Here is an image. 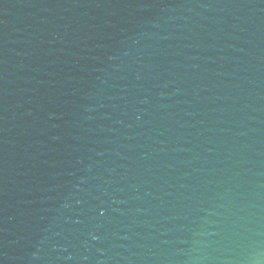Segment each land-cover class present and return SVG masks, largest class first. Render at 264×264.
Listing matches in <instances>:
<instances>
[{
  "label": "water",
  "instance_id": "95a60500",
  "mask_svg": "<svg viewBox=\"0 0 264 264\" xmlns=\"http://www.w3.org/2000/svg\"><path fill=\"white\" fill-rule=\"evenodd\" d=\"M0 264H264V0H0Z\"/></svg>",
  "mask_w": 264,
  "mask_h": 264
}]
</instances>
